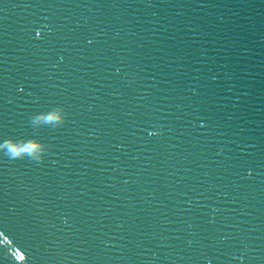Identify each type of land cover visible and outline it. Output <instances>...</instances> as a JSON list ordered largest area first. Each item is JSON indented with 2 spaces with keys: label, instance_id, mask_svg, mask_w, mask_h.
I'll return each instance as SVG.
<instances>
[{
  "label": "water",
  "instance_id": "1",
  "mask_svg": "<svg viewBox=\"0 0 264 264\" xmlns=\"http://www.w3.org/2000/svg\"><path fill=\"white\" fill-rule=\"evenodd\" d=\"M0 264H264V0H0Z\"/></svg>",
  "mask_w": 264,
  "mask_h": 264
},
{
  "label": "clouds",
  "instance_id": "2",
  "mask_svg": "<svg viewBox=\"0 0 264 264\" xmlns=\"http://www.w3.org/2000/svg\"><path fill=\"white\" fill-rule=\"evenodd\" d=\"M7 147L10 154L14 157H18L20 155L25 154L26 152H34L40 149V145L35 142H30L26 144L24 147H21L19 144L15 143L14 141H8L5 145Z\"/></svg>",
  "mask_w": 264,
  "mask_h": 264
},
{
  "label": "snow or ice",
  "instance_id": "3",
  "mask_svg": "<svg viewBox=\"0 0 264 264\" xmlns=\"http://www.w3.org/2000/svg\"><path fill=\"white\" fill-rule=\"evenodd\" d=\"M19 90H20V91H23L24 89H23V88H20ZM29 94H31V93H29Z\"/></svg>",
  "mask_w": 264,
  "mask_h": 264
}]
</instances>
